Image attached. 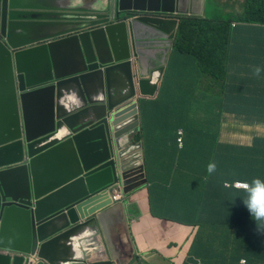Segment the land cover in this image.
Segmentation results:
<instances>
[{"label":"water","instance_id":"95a60500","mask_svg":"<svg viewBox=\"0 0 264 264\" xmlns=\"http://www.w3.org/2000/svg\"><path fill=\"white\" fill-rule=\"evenodd\" d=\"M124 1L121 10L155 11L151 0ZM34 8L0 0V264H32L33 254L45 264H112L106 251L73 256L76 239L98 229L125 264L121 204L97 210L113 186L126 194L145 182L132 140L139 100L158 90L177 21L117 11L95 29L32 39L49 24L21 18Z\"/></svg>","mask_w":264,"mask_h":264},{"label":"crops","instance_id":"0c3cea01","mask_svg":"<svg viewBox=\"0 0 264 264\" xmlns=\"http://www.w3.org/2000/svg\"><path fill=\"white\" fill-rule=\"evenodd\" d=\"M144 1L137 0V6L142 8ZM242 1L239 0L240 3ZM108 2L109 0H29V4L35 8L21 14V18L38 22L53 21L45 27L39 24L43 28L36 29L38 34L32 39L56 37L79 27V22L84 21L80 14L91 9L105 10ZM151 3L156 12L164 7L171 19L174 16H215V11L209 7L210 0H151ZM124 4L130 5L128 0ZM229 4L232 7H225V12L230 14L234 10L233 4ZM67 34L69 33L62 35ZM246 34L243 32L242 38L231 45L229 58L226 59V79L221 82L214 81L205 74L192 57L177 53L172 48L163 83L155 98L149 99L150 106L146 108L141 130V142L148 159L145 165L148 184L130 195L129 206L125 209L129 220V237L131 241L135 239L138 243V247L134 248L135 253L144 257L147 245L154 249V255L151 252L145 256L144 264H153L154 261L149 260L162 252H169L160 249L162 246L178 248L176 240L163 244L171 233H187V238H194L198 230L199 233L207 232L211 239H215L212 236H216V232L225 233V237L229 238L232 220L238 215L241 216L240 220H244L245 226L240 229L248 233L246 238H249L250 230H257L240 200L245 190L227 187L225 183L228 182H224H250L254 177L264 174L263 167L259 170V154L264 153V38L260 33ZM256 65L262 69L259 75L252 72ZM183 97H189L188 101L179 103ZM180 130L184 133V143L179 150L176 138ZM191 130L194 133L199 130L214 135L202 140L199 135L190 137ZM202 141L214 145L200 150ZM190 143L193 151L185 152V145ZM209 148H213V151H207ZM227 149H238L236 152L239 158L243 149L245 153L252 150L257 158L253 160L251 167H248V163L247 168L242 164L238 173L232 175V156L229 151H224ZM216 158L224 160L222 168H215L213 173H208V163H213ZM190 159L194 165L192 170L186 168L179 175L176 173L175 186L169 183L178 164L181 167L189 165ZM197 164L199 165L196 166ZM234 208H237L236 213ZM186 213H190L188 220L193 226L179 225L168 217H180ZM80 239L84 240L81 244L86 250L91 245L98 246V240L95 244H90L85 238ZM113 239L116 242L117 236ZM78 244L79 242L71 251L74 249L79 253ZM186 247L181 252H169V257H175L174 261L180 264ZM221 252V249L208 251L210 264H219Z\"/></svg>","mask_w":264,"mask_h":264},{"label":"trees","instance_id":"16d2710c","mask_svg":"<svg viewBox=\"0 0 264 264\" xmlns=\"http://www.w3.org/2000/svg\"><path fill=\"white\" fill-rule=\"evenodd\" d=\"M211 1L214 2V0H210V2ZM227 1L226 2L228 5L225 4L227 5L226 8L232 7L229 4L230 2L233 4L232 10H234L235 8L234 6L236 5L242 6L243 11H241V15L238 17V19H236L235 21L232 20L231 14H228L226 16L227 18H223L219 16H214V18L207 17L205 19L182 17L179 18L178 31L175 39V50L180 54H184L189 57H192L194 60L198 62L201 70L204 73L209 74L215 80L225 79L226 59H228L229 57L231 45L242 38L243 32L244 34H246L247 32L246 35H248L254 33L253 30H256L261 35L262 33L264 34V0H243L241 3L239 2V0H227ZM217 5L219 6V4ZM213 11H215V9H213ZM233 24H236L235 28H232ZM257 26H260V28H256ZM262 37L264 38L263 35ZM186 105L187 104H184V106ZM148 106H150L149 102H147V104L145 102L142 103V111L144 115L146 108ZM189 133H190V137H192L193 135L195 136L199 135L201 136L202 140L208 137H213L214 135L213 133L206 131H199V130L195 131V133L193 130H191L189 131ZM140 139H142V136L138 135L137 140ZM262 143L264 145V141ZM209 145H214V144L212 143L210 144L207 141L205 142L202 141V144L200 145V150L207 148ZM236 150L238 149L224 150V151H229L232 156L230 160L233 170L232 175L238 173V171L242 167L241 166L242 164L246 167L248 163L249 165L248 167H251L253 160L257 158L252 154V150H248L249 152L245 153V149H243V153L239 158L238 157L239 155L236 152ZM184 151L190 153L193 151L191 143L185 145ZM207 151H213V148H209ZM259 156H261L259 170L262 167L264 170V153L263 155L259 154ZM213 163H215L217 169H221L224 164V160L222 158H216L214 159ZM198 165L199 164H197L196 166ZM182 167L181 165L178 164V169H176L175 172L172 174L174 178L172 184L174 186L177 179L175 178L176 177L175 174L177 173L179 175L181 170L186 168L192 170V168L194 167L192 160L190 159L189 165H184ZM179 170L180 172H178ZM259 177L264 179V174ZM228 180L230 179L228 178ZM224 182H228L232 184L234 180L224 181ZM189 216L190 213H186V215L183 214L180 217L175 215L168 217L171 219V221L178 222L184 225H190L192 222L188 220ZM232 225H233L232 228L235 227L237 229L238 240L240 242L241 240L245 241V239L241 237V229H240V227L245 226L244 221L234 218L232 220ZM212 237H214L215 239H211L207 232L199 233V236L195 238L194 242L192 241L189 250H187L186 252L188 254L186 259V264H192V263L197 264L198 260H200L202 264H209L208 261L205 259L208 257V251L212 249H221L223 251L219 253L221 257L218 262L219 264H238L239 260L237 259L235 255V250L233 249V247L237 248V246L235 244L233 245L232 243L229 244V238L225 237V233L216 232V236H212ZM249 238H250L249 240L254 244L264 243L262 239L259 240V238L255 237V235L252 232L249 235ZM250 241H249V245L254 246ZM246 252H247L246 255H243L239 252L237 253V255L246 257L249 253L252 252V248H247ZM205 253L207 255H205ZM171 263L172 261L170 262V264Z\"/></svg>","mask_w":264,"mask_h":264},{"label":"clouds","instance_id":"9594fccd","mask_svg":"<svg viewBox=\"0 0 264 264\" xmlns=\"http://www.w3.org/2000/svg\"><path fill=\"white\" fill-rule=\"evenodd\" d=\"M234 7H236V6H234ZM163 10H165L164 7L160 8L159 11H157V12L156 11H149V10L141 11V10H134V9L121 10L120 9V0H109L108 4L106 5L105 10L97 11V9L96 10L91 9V10H89V12H87L85 14H80L82 16V20H84V21L79 22L80 26L73 28V30L79 28V30L75 31V33H80L83 31L95 29L98 26H92L93 24H95L96 22H99L100 20L112 19L113 17H115V13L117 11H119L121 13L122 17L137 18L140 16L148 15V16L157 17V18L161 17L163 19L175 20V21H177V26H176V30L173 31L174 32V39L171 42V47L169 49L168 54L165 56V62L162 65V67L165 69L164 70V74H165V71L167 69V67H166L167 66V59H168L170 53L172 52V48L175 49V39L177 36V31H178L179 18L187 17V18H195V19H205L207 17L196 18V17H188V16H180V17L174 16V19H171L168 17L171 15L167 13V10H165V11H163ZM31 21H34V20H31ZM36 22H38V20ZM39 22L51 24L53 21L47 20V21H39ZM113 22H114V20H113ZM235 26H236V24H233L232 28H235ZM257 27L260 28V26H257ZM70 35H72V33H69L65 36L64 35L59 36V37L56 36V37L52 38V40H55V39L60 38V37L70 36ZM262 35L264 36L263 33H262ZM229 54H230V52H229ZM225 70H226V66H225ZM261 71H262V69H261V66H259V65L254 66L252 69V72L255 75H259L261 73ZM164 74L162 76L161 82L158 84V90H157L156 94L159 91L160 85H162V83H163ZM226 74H227V71H226ZM207 75H209V74H207ZM225 79H226V75H225ZM213 80L219 81V82L224 81V80H215V79H213ZM156 94L154 95V97H148V98H144V99L139 100L140 101L139 102L140 126H139V131L132 137L133 143L135 145H139V147H140L139 150L142 151L143 164H144V166H143V177L144 178L143 179L145 180V182L142 185L134 188L133 190L129 191L126 194L122 193V190L120 187L113 186L110 190H108L106 192L107 197L105 198L104 201H102L99 204V207H98L99 209L97 210L98 212H100V211L106 210V209L110 208L111 206H114L118 203L121 204L122 210H123V215H124V220H125V233H124V236L121 235V237H120L121 241H120L119 245L116 246V249H118L122 252L121 259L125 261V264H129L132 260L135 261L134 264H144L143 261H146L145 256L143 257L140 254L135 253V249H134L132 242H131V239L129 237V232H128L129 220L126 217L125 209L127 206H129L128 201H129L130 195L135 190L141 189L142 187H144L145 185L148 184L147 177L145 174L146 173L145 165L148 162L147 154H146L144 147H143V144L141 142L142 139L137 140V137H138V135L142 136L141 130H142V122L144 120V114L142 111V103L145 102L147 104V102H149V99L155 98ZM183 137H184L183 131L182 130L178 131L177 138H176V145H177V148L179 150L183 148V143H184ZM215 168H216L215 163L210 162V163H208L206 170L208 173H213L215 171ZM177 169H178V167H177ZM178 172H180V170ZM173 179L169 183L172 184ZM238 184H244V186H239ZM225 185L227 187H233L237 190H245L244 196L240 200H241L243 206L247 209L249 217L254 222L255 228L257 229L256 231L250 230L249 235L252 232L255 235V237L259 238V240L262 239L264 242V179H262L260 177H254L250 182H248V181H245V182L234 181L232 184L231 183H225ZM103 202H105V205H102ZM236 210H237V208H234L235 213H236ZM94 215L95 214H93V216ZM236 219H241V216L238 215L236 217ZM241 221H244V220H241ZM178 224L181 225L180 223H178ZM188 226H193V223H191ZM231 226H233V225L231 224ZM196 227H198V226H196ZM89 233H87L86 236L83 238L90 241V244H95L96 240H98L97 241L98 246H92L91 245V248L89 250H91V251H96V250L100 251L101 250V253L103 251L104 252L106 251V253H107L106 258H108V260L110 262H112V264H117L115 260H112V256L109 254V251L107 249V245L105 243V240L102 236L101 231L98 229V232L97 231L95 232L96 234L91 235ZM197 233L195 234L194 238H192L193 237L192 236L189 239L188 243L185 245V246H187L186 252H187V250H189L192 241L194 242L195 238L197 236H199L198 230H197ZM247 234H248L247 232L241 230V237H243V239H245V241L241 240V242H240L237 238L238 233H237V229L235 227L232 228L231 233H230L229 244L232 243L233 245L235 244L237 246V248L233 247V249L235 250V255H236L237 259L239 260L238 264H264V243L254 244L253 242H251L249 240L250 238H246ZM82 241H84V240L83 239H76L75 246L77 245V242H79V244H78V247L80 248L79 252L88 251L81 244ZM249 241L254 246L249 245ZM175 245H177L179 247V244L177 242ZM238 246H239V248H238ZM247 248H252V252L249 253L246 257L237 255L238 252L243 254V255H246L247 254V252H246ZM72 252H73V256L76 257L77 252L74 249ZM186 252H185L184 258L181 260L180 264H186V259H187V255H188ZM26 258L27 257L25 256V259ZM174 258L175 257H167L166 258L164 256H161L160 254H157L155 256V258H152V260H149V261L150 262L154 261L153 264H170L171 261H172L171 264H177L174 261ZM205 260L208 261V258H206ZM29 262H31L32 264H38V262L40 264L44 263L35 254L32 255V258L29 260ZM208 263L210 264V261H208ZM197 264H202V262L200 260H198Z\"/></svg>","mask_w":264,"mask_h":264},{"label":"rangeland","instance_id":"374dc122","mask_svg":"<svg viewBox=\"0 0 264 264\" xmlns=\"http://www.w3.org/2000/svg\"><path fill=\"white\" fill-rule=\"evenodd\" d=\"M225 2L226 1H224V0H214V2L211 1L209 7L212 10L215 9V13H214L215 16L227 18L226 16L229 14V12H227V13L225 12V7L227 6V5H225ZM215 4H216V7H215ZM217 4H219V6ZM241 11H243L242 6L237 5L235 7L234 11H232V13H230L232 15L231 19L234 21L236 19H238V17L241 15ZM256 28H258V27H256ZM253 32L255 33V35H258V32L256 30H253ZM188 99H189V97H183L180 99L179 103L186 102V101H188ZM181 225L186 226V227L188 226V225H184V224H181ZM177 234L179 235V237H176ZM189 239L190 238H187V233H182V232L171 233L169 238L164 239L163 244L167 243L169 240H176L177 243L179 244V247L173 248V247L162 246V247H160V249H162L163 251L168 250L170 253L181 252L183 249H185V245L188 243ZM131 242H132V245L134 248L138 247V243L135 239L132 240ZM144 243H149V242H144ZM152 251H154V249L147 245V253L145 256L150 255ZM169 252H162L161 255L164 257H169V254H170ZM152 255H154V252H152ZM134 262L135 261L132 260L129 264H134ZM38 264H40V263L38 262ZM41 264H44V263H41Z\"/></svg>","mask_w":264,"mask_h":264},{"label":"built area","instance_id":"2783aa9c","mask_svg":"<svg viewBox=\"0 0 264 264\" xmlns=\"http://www.w3.org/2000/svg\"><path fill=\"white\" fill-rule=\"evenodd\" d=\"M239 186H244V184H238Z\"/></svg>","mask_w":264,"mask_h":264}]
</instances>
